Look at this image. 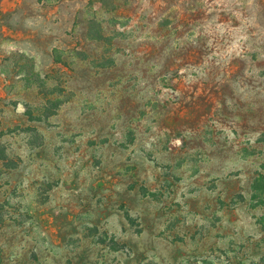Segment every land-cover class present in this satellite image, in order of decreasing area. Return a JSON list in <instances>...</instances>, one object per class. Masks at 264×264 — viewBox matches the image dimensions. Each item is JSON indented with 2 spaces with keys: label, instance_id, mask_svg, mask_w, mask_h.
<instances>
[{
  "label": "rangeland",
  "instance_id": "374dc122",
  "mask_svg": "<svg viewBox=\"0 0 264 264\" xmlns=\"http://www.w3.org/2000/svg\"><path fill=\"white\" fill-rule=\"evenodd\" d=\"M0 264H264V0H0Z\"/></svg>",
  "mask_w": 264,
  "mask_h": 264
}]
</instances>
